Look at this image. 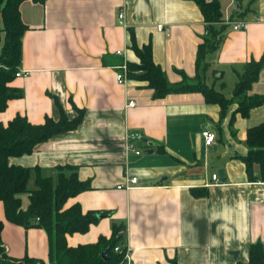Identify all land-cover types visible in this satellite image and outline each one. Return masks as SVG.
<instances>
[{"label": "crops", "instance_id": "obj_1", "mask_svg": "<svg viewBox=\"0 0 264 264\" xmlns=\"http://www.w3.org/2000/svg\"><path fill=\"white\" fill-rule=\"evenodd\" d=\"M219 3L224 22L215 27L225 28L222 42L205 58L204 79L230 100L246 65L264 58V0ZM19 12L27 29L18 71L29 75L10 82L19 97L0 112V124L17 115L33 125L46 118L55 122L58 104L69 120L77 110L83 113L76 129L9 160L54 180L57 167L68 166L88 181L89 188L67 199L64 209L78 205L83 215H103L88 232L66 235L67 246L110 238L112 226L119 225L133 264L247 263L251 243L260 241L264 248V181L249 180L241 159L248 152L247 129L264 121V103L243 117L233 101L222 116L198 92L154 99L146 81H116L124 64L139 62L130 33L139 46L150 44L154 64L171 85L182 74L193 79L197 47L206 36L199 6L190 0H26ZM232 21H246L248 29L234 31ZM258 77L247 94L264 98V67ZM203 130L215 135L209 146ZM129 134L137 135L139 155L126 151ZM213 174L219 183L211 180ZM126 177H137V184L119 189ZM191 189L208 193L195 197ZM21 200L26 209L28 194ZM0 221V246L9 258L49 264L43 229L10 222L2 202Z\"/></svg>", "mask_w": 264, "mask_h": 264}, {"label": "trees", "instance_id": "obj_2", "mask_svg": "<svg viewBox=\"0 0 264 264\" xmlns=\"http://www.w3.org/2000/svg\"><path fill=\"white\" fill-rule=\"evenodd\" d=\"M26 0H0V112H3L9 100L18 98L19 92L9 86L22 62V36L27 27L21 21L20 5ZM43 3L45 0H32ZM199 6L206 23V36L197 47L196 76L193 79L182 74V81L170 84L162 68L152 60L150 44L139 46L133 33H130V48L137 56V64L127 63V77L137 81H146L147 87L153 91L154 99L164 98L172 93L198 92L203 94L207 103L217 104L223 116L228 106L238 103V112L246 117L249 112L264 103L263 97L248 96L247 91L258 80L259 72L264 67V58L258 62H249L232 91L230 100L222 93L215 91L205 83V73L209 67L205 58L222 42V31L215 24H223L219 0H190ZM60 118L53 121L46 118L41 125H33L25 117L15 116L7 125L0 124V202L4 204L5 217L12 223L25 228L36 226L48 235L49 264H121L125 246L120 233L122 226H112L110 238H99L95 243L71 248L66 244V235L75 232L86 233L89 226L98 221L99 213L88 212L83 215L78 205L64 209L66 200L73 198L89 188L88 181L78 179L77 173L68 166L57 167V177H46L39 168H24L9 163L10 158L30 154L33 149L57 134L69 132L83 120V113L77 110L75 118L68 119L58 104ZM247 155L241 158L251 181H264V121L246 132ZM257 169V171H255ZM70 175H67V173ZM34 188L28 184L33 176ZM193 196L205 197L207 189H191ZM28 194V207L23 209L21 196ZM103 214H101L102 216ZM2 222L0 221V232ZM1 234V233H0ZM121 247V252L114 251ZM104 254V257H103ZM247 263L237 261L236 264H264V248L260 241L248 247ZM0 264H47L44 261L24 257L13 260L7 256L0 246ZM169 264H177L171 261Z\"/></svg>", "mask_w": 264, "mask_h": 264}, {"label": "built area", "instance_id": "obj_3", "mask_svg": "<svg viewBox=\"0 0 264 264\" xmlns=\"http://www.w3.org/2000/svg\"><path fill=\"white\" fill-rule=\"evenodd\" d=\"M130 0H124V4L125 2H129ZM124 17V14L123 12H120L118 14V18L120 20H122ZM232 30L234 31H243V30H247L248 29V23L246 21H232L229 23ZM160 30L163 29V27L160 25L158 27ZM117 54L121 55L120 52H116ZM127 73H128V69L126 67V64H124L120 70L119 73H117L116 75V81L120 84H125L126 83V80H127ZM29 75V72L27 71H24V72H21V71H18L16 74H15V77H24V76H28ZM134 105V101H129L128 103V106H133ZM201 136L202 138L205 139V144L206 145H211L214 141H215V135L213 132H211L210 130H203V132L201 133ZM126 151L127 152H130L132 151L135 155H139L140 154V151H138L135 147V141H137V135L136 134H129V136L126 137ZM211 180L215 183H219L218 182V176L216 174H213L211 175ZM137 177H126V182L122 185H119L118 188L119 189H125V190H129L131 189V187L133 185H136L137 184ZM115 252L119 253L121 252V247H116L114 249ZM128 255H129V248L128 246L126 245L125 246V251H124V255H123V262L121 264H133L130 260V258H128Z\"/></svg>", "mask_w": 264, "mask_h": 264}, {"label": "water", "instance_id": "obj_4", "mask_svg": "<svg viewBox=\"0 0 264 264\" xmlns=\"http://www.w3.org/2000/svg\"><path fill=\"white\" fill-rule=\"evenodd\" d=\"M237 5H238L237 8L240 9L241 6L239 5L238 2H237ZM141 140H143V139H141ZM143 141H146V140L144 139ZM220 175L222 176V171H220ZM99 217H101V215H99ZM234 255H235V257L237 256L236 253H234ZM103 257H104V254H103Z\"/></svg>", "mask_w": 264, "mask_h": 264}, {"label": "rangeland", "instance_id": "obj_5", "mask_svg": "<svg viewBox=\"0 0 264 264\" xmlns=\"http://www.w3.org/2000/svg\"><path fill=\"white\" fill-rule=\"evenodd\" d=\"M28 187L29 188H34V185H33V183L31 181L29 182Z\"/></svg>", "mask_w": 264, "mask_h": 264}]
</instances>
